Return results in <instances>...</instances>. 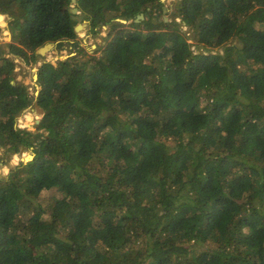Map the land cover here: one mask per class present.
<instances>
[{
  "label": "trees",
  "instance_id": "16d2710c",
  "mask_svg": "<svg viewBox=\"0 0 264 264\" xmlns=\"http://www.w3.org/2000/svg\"><path fill=\"white\" fill-rule=\"evenodd\" d=\"M72 4L0 0V264H264V0Z\"/></svg>",
  "mask_w": 264,
  "mask_h": 264
},
{
  "label": "rangeland",
  "instance_id": "374dc122",
  "mask_svg": "<svg viewBox=\"0 0 264 264\" xmlns=\"http://www.w3.org/2000/svg\"><path fill=\"white\" fill-rule=\"evenodd\" d=\"M168 5V11L172 10L177 0H163ZM72 6H76L73 4ZM0 24L6 27V15L0 14ZM165 19L169 20L168 14L165 15ZM178 20V18H177ZM100 29L99 33H93L88 28V21L85 20V27L79 30V36L82 38V46L88 50L89 53H93L99 42L104 43V36H106L109 26H104ZM186 29V27H184ZM4 40L10 39L9 31H5ZM70 53L69 49L59 50L54 47L51 50L47 51L44 56H41L39 61L34 64H26L20 59H17L16 67V79L27 84L32 92L35 94L38 93L40 89V83L38 82V66L41 64L42 60L51 61L54 64H57L59 61L67 57ZM42 113L36 110V101L33 106L25 110L18 118V127H25L28 130H32L34 133L38 132L37 124L40 122ZM29 157H33V151L31 149L23 148L19 152H12L11 148H2L0 147V176L8 175L11 168L18 165L21 160L28 161ZM29 158V159H28Z\"/></svg>",
  "mask_w": 264,
  "mask_h": 264
},
{
  "label": "water",
  "instance_id": "95a60500",
  "mask_svg": "<svg viewBox=\"0 0 264 264\" xmlns=\"http://www.w3.org/2000/svg\"><path fill=\"white\" fill-rule=\"evenodd\" d=\"M72 2H73V4H76L77 0H72ZM70 11L75 15L76 19L79 21L75 27V31L79 32V30H81L83 27H85V21L83 19V16L81 15V11L79 10V8L77 6H71ZM143 18H144V14L140 13L136 16L135 21H139L140 19H143ZM119 20L121 22H124V23L128 22L126 19H119ZM54 47H55V43L47 42L46 44H44L43 46L38 48L37 54L44 56L47 51L51 50ZM44 48H46V49L48 48V49L46 51H43ZM36 107L39 108V112H41L42 114L44 113V109L41 108V106L37 102H36ZM32 158L33 157H31L30 159H32Z\"/></svg>",
  "mask_w": 264,
  "mask_h": 264
},
{
  "label": "bare ground",
  "instance_id": "6f19581e",
  "mask_svg": "<svg viewBox=\"0 0 264 264\" xmlns=\"http://www.w3.org/2000/svg\"><path fill=\"white\" fill-rule=\"evenodd\" d=\"M38 108V107H37Z\"/></svg>",
  "mask_w": 264,
  "mask_h": 264
}]
</instances>
